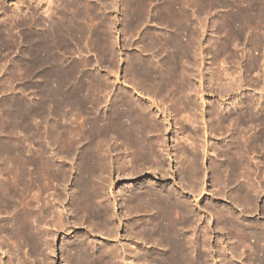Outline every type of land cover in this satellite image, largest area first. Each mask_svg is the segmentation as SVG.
Listing matches in <instances>:
<instances>
[{"label":"rangeland","instance_id":"374dc122","mask_svg":"<svg viewBox=\"0 0 264 264\" xmlns=\"http://www.w3.org/2000/svg\"><path fill=\"white\" fill-rule=\"evenodd\" d=\"M170 263L264 264V0H0V264Z\"/></svg>","mask_w":264,"mask_h":264},{"label":"bare ground","instance_id":"6f19581e","mask_svg":"<svg viewBox=\"0 0 264 264\" xmlns=\"http://www.w3.org/2000/svg\"><path fill=\"white\" fill-rule=\"evenodd\" d=\"M18 5V4H17ZM18 11V10H17ZM17 14V13H16ZM15 14V15H16ZM36 40V39H35ZM35 57V56H34ZM180 59V58H179ZM177 61V60H176ZM177 63V62H176ZM182 64V63H181ZM135 68V67H134ZM136 71V70H135ZM145 71V70H144ZM143 71V72H144ZM164 77V76H163ZM122 80V79H121ZM145 81V80H144ZM151 86V85H150ZM175 86V85H174ZM146 87V86H145ZM183 88V87H182ZM160 90V89H159ZM163 93V92H162ZM141 94V93H140ZM157 94V93H156ZM183 96V95H182ZM126 100V99H125ZM150 101V100H149ZM132 105V104H131ZM120 109V111H117L118 109H116V111L117 112H119V115L118 114H116L115 116H116V118H118V119H120V120H125V121H131V120H133V117L135 118V111L136 110H134L133 109V107L131 106V107H129V106H125V107H119ZM142 109V108H141ZM144 109V108H143ZM47 111V110H46ZM115 112V111H114ZM44 113V112H43ZM136 113H137V111H136ZM143 113V112H142ZM149 114V113H148ZM147 115V114H146ZM149 116V115H148ZM136 117H137V115H136ZM115 118V117H114ZM142 119V118H141ZM114 120V119H113ZM116 120V119H115ZM121 124V123H120ZM119 124V125H120ZM130 124V123H129ZM25 125V124H24ZM24 125H23V127H24ZM27 127V126H26ZM128 129H130V126L129 127H127ZM27 129V128H26ZM126 129V128H125ZM126 130L127 132H126V134H128L130 131L129 130ZM131 129H132V127H131ZM134 129V128H133ZM133 129H132V131H133ZM129 131V132H128ZM121 133H122V131H121ZM132 133V132H131ZM128 134L129 135V137L131 136L132 137V134ZM133 133H135V132H133ZM137 133V132H136ZM140 134V133H139ZM90 135V134H89ZM100 137V136H99ZM136 137V136H135ZM134 137V135H133V137L131 138V143H133L134 145H135V143H137L138 142V140H140V139H136ZM138 137V136H137ZM89 138V137H88ZM90 141V140H89ZM97 141V140H96ZM142 141V140H141ZM101 142V141H100ZM98 143V142H97ZM124 144V143H123ZM148 145V144H147ZM127 147V146H126ZM143 155V154H142ZM86 159V158H85ZM85 161V160H84ZM86 163V162H85ZM85 166H86V164H85ZM94 169V168H93ZM87 171V170H86ZM82 172V171H81ZM85 172V171H84ZM88 172V171H87ZM64 174V173H63ZM93 176V175H92ZM23 177V176H22ZM31 177V176H30ZM35 178V177H34ZM85 178V177H84ZM90 178V177H89ZM31 179V178H30ZM91 179V178H90ZM97 179V178H96ZM29 178H28V176H26V178H25V180H24V184H23V189H24V192H25V194H27V190H28V188H29ZM54 180V179H53ZM52 180V181H53ZM46 182V181H45ZM85 184V183H84ZM50 185V184H49ZM90 185V184H89ZM37 186V185H36ZM91 186V185H90ZM88 189H86V192H83V194L85 193V195H83L84 197L85 196H87L88 195V198H89V194H93V193H91V189H90V187H87ZM94 189V188H93ZM92 189V190H93ZM145 189V188H144ZM83 191V190H82ZM85 191V190H84ZM93 192H95V191H93ZM147 192V191H146ZM96 193V192H95ZM94 195H96V194H93V196ZM143 196V195H142ZM23 198H24V196H23ZM26 198V197H25ZM24 198V199H25ZM86 198V197H85ZM27 199V198H26ZM24 200L25 202V206L23 205V209H24V211H23V230H22V232H23V235L25 236V237H28V236H30L31 235V232H30V226H29V217H30V215H31V210H30V208L28 207V203H29V201H28V203H27V200ZM87 199V198H86ZM149 200H150V198H149ZM158 200V199H157ZM103 201V200H102ZM166 201V200H165ZM151 202V201H150ZM94 203V202H93ZM30 204V203H29ZM29 206H31V205H29ZM34 206V205H33ZM147 206V205H146ZM165 206H166V204H165ZM182 206V205H181ZM175 207V206H174ZM160 208V207H159ZM173 208V207H172ZM177 210V209H176ZM186 210V209H185ZM174 211V210H173ZM193 211V210H192ZM40 213V212H39ZM181 213V212H180ZM95 214V213H94ZM188 214V213H187ZM194 214V213H193ZM44 215V214H43ZM33 216V215H32ZM42 216V215H41ZM31 218V217H30ZM184 218V217H183ZM35 221H36V219H35ZM163 223H165V222H163ZM172 223V222H171ZM174 225V224H173ZM17 227V226H16ZM173 227H175V225L173 226ZM166 228V227H165ZM160 229V228H159ZM167 230V229H166ZM34 233V232H33ZM34 238H37L38 236L37 235H32ZM14 238V237H13ZM30 239V238H29ZM31 239H33V238H31ZM30 239V240H31ZM38 239V238H37ZM29 240V241H30ZM36 239H34V241H35ZM22 241H23V238H22ZM33 241V242H34ZM174 241V240H173ZM36 242H37V240H36ZM172 242V241H171ZM38 243V242H37ZM37 243H36V245H37ZM183 243V242H182ZM43 244V243H42ZM165 245V244H164ZM175 246V245H174ZM178 246V245H177ZM90 247V246H89ZM167 247V246H166ZM165 247V248H166ZM36 249H37V247H35ZM161 248V247H160ZM171 249V248H170ZM176 251V250H175ZM30 252V251H29ZM85 252V251H84ZM88 252H85V254H87ZM175 254V253H174ZM81 255V254H80ZM78 256V255H77ZM167 256V255H166ZM183 258V257H182ZM190 259V258H189ZM48 263V262H47ZM171 264V263H170Z\"/></svg>","mask_w":264,"mask_h":264}]
</instances>
